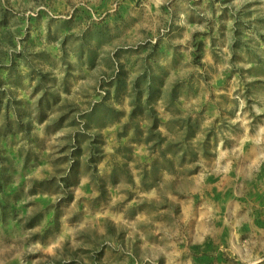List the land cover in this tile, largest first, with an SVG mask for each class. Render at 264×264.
<instances>
[{
	"label": "rangeland",
	"instance_id": "rangeland-1",
	"mask_svg": "<svg viewBox=\"0 0 264 264\" xmlns=\"http://www.w3.org/2000/svg\"><path fill=\"white\" fill-rule=\"evenodd\" d=\"M0 264H264V0H0Z\"/></svg>",
	"mask_w": 264,
	"mask_h": 264
},
{
	"label": "trees",
	"instance_id": "trees-1",
	"mask_svg": "<svg viewBox=\"0 0 264 264\" xmlns=\"http://www.w3.org/2000/svg\"><path fill=\"white\" fill-rule=\"evenodd\" d=\"M138 94H139V90L135 84V86L132 88V92H131V100H130V105H131V108H132V113L134 110L136 109H141V104L139 102V97H138ZM146 107V110L148 111V113L150 114V120H151V123L148 127V133L149 135H152V134H157V140L158 141H161L162 138L160 137L161 133L159 130H157V128L159 127V118H158V115H157V112L155 111L154 108L152 107H147V106H144ZM185 135L187 136V133H185ZM182 139H185L182 138ZM168 145H169V141H168ZM162 154H164V151L162 152Z\"/></svg>",
	"mask_w": 264,
	"mask_h": 264
}]
</instances>
